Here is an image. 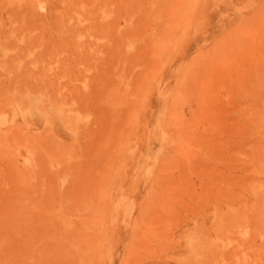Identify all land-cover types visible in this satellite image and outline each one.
<instances>
[{"label": "rangeland", "instance_id": "obj_1", "mask_svg": "<svg viewBox=\"0 0 264 264\" xmlns=\"http://www.w3.org/2000/svg\"><path fill=\"white\" fill-rule=\"evenodd\" d=\"M183 11L0 116V264H264V0Z\"/></svg>", "mask_w": 264, "mask_h": 264}, {"label": "bare ground", "instance_id": "obj_2", "mask_svg": "<svg viewBox=\"0 0 264 264\" xmlns=\"http://www.w3.org/2000/svg\"><path fill=\"white\" fill-rule=\"evenodd\" d=\"M193 4L194 0H14L7 4L0 2V116L5 113L15 116L19 113L18 103L20 105L21 102H30L34 90L47 84L52 72H63L76 65L82 57L81 52L88 51L87 44L84 47L76 38L101 37L111 41L117 38L142 37L146 33L144 25H147L148 21L160 26L163 22L178 20L182 17L180 12L189 11ZM89 44L94 48L93 42ZM90 45L88 49L91 48ZM90 249L85 250L87 257L90 255ZM104 251L105 247L97 248L95 254L104 258ZM112 254H107L110 259H101L98 264H113ZM87 257L88 260H85L82 248L79 247H56L44 253L42 260L34 259V264H65L62 260L66 264H75L76 261L94 263V257L91 258L92 262H89L90 256Z\"/></svg>", "mask_w": 264, "mask_h": 264}]
</instances>
